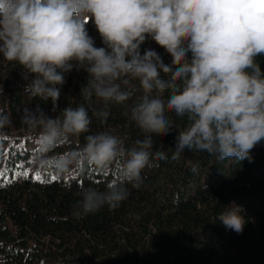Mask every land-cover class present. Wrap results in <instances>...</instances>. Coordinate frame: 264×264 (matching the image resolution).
Segmentation results:
<instances>
[{"label": "clouds", "instance_id": "clouds-1", "mask_svg": "<svg viewBox=\"0 0 264 264\" xmlns=\"http://www.w3.org/2000/svg\"><path fill=\"white\" fill-rule=\"evenodd\" d=\"M89 22L103 46L89 34ZM149 40L170 63L155 49L142 50ZM259 57L264 0H0V59L20 69L22 91L32 101L52 105L51 115L41 103L17 109L34 141L32 167L60 176L115 169L116 179L103 189L80 187L71 206L77 220L117 209L129 185L143 184L153 160L167 159L153 152L156 136L175 132L173 159L188 150L218 162H251V151L264 141ZM73 69L87 73L82 102L59 109ZM121 105L127 107L125 128L135 127L142 136L131 146L110 130H92L93 120L106 125L111 107ZM13 123L0 106V136ZM243 213L233 201L216 219L240 234Z\"/></svg>", "mask_w": 264, "mask_h": 264}, {"label": "trees", "instance_id": "trees-1", "mask_svg": "<svg viewBox=\"0 0 264 264\" xmlns=\"http://www.w3.org/2000/svg\"><path fill=\"white\" fill-rule=\"evenodd\" d=\"M87 27L96 46H103L95 26L89 22ZM145 48L171 62L155 42L147 41ZM258 60L264 69V57ZM86 78L83 69L67 74L59 109L82 102ZM24 84L20 69L0 59V106L14 122L0 136V264H264V141L251 151V162L237 163L188 150L173 159L175 132L156 136L153 152L167 159H154L142 173L143 184L129 185L130 194L117 209L105 207L77 220L71 206L80 187L103 189L116 179L115 169L101 174L89 168L70 176L34 169V141L17 109L41 103L51 115L52 105L32 101L22 91ZM110 110L106 125L93 120V131L122 135L126 146L142 138L135 127L125 128V105ZM233 201L244 209L240 234L216 219Z\"/></svg>", "mask_w": 264, "mask_h": 264}, {"label": "snow or ice", "instance_id": "snow-or-ice-1", "mask_svg": "<svg viewBox=\"0 0 264 264\" xmlns=\"http://www.w3.org/2000/svg\"><path fill=\"white\" fill-rule=\"evenodd\" d=\"M25 175H26V173H25ZM37 179H39V176H37Z\"/></svg>", "mask_w": 264, "mask_h": 264}]
</instances>
